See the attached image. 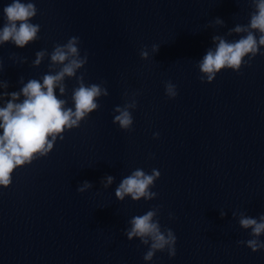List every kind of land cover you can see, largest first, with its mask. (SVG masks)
I'll use <instances>...</instances> for the list:
<instances>
[{
    "label": "water",
    "instance_id": "water-1",
    "mask_svg": "<svg viewBox=\"0 0 264 264\" xmlns=\"http://www.w3.org/2000/svg\"><path fill=\"white\" fill-rule=\"evenodd\" d=\"M11 2L0 0V28ZM32 2L38 39L22 49L0 46L6 91L48 72L47 57L32 67L37 51L50 53L76 36L88 57L80 70L85 83L102 84L108 95L46 157L16 169L9 187L0 188V264H146L148 246L128 241L124 230L152 208H159L161 229L174 232L176 251L172 258L157 252L147 264H264V250L252 253L238 243L251 238L239 214L264 215V56L239 72L222 70L210 84L197 67L214 48V35L248 24V0ZM144 48L147 60L140 58ZM167 82L176 86L171 100ZM65 84L66 95L56 94L72 107L76 81ZM133 97V124L124 131L112 123L114 108ZM138 168L159 170L151 188L156 198L117 201L116 187ZM109 175L113 183L104 189ZM84 181L92 187L78 193Z\"/></svg>",
    "mask_w": 264,
    "mask_h": 264
},
{
    "label": "clouds",
    "instance_id": "clouds-1",
    "mask_svg": "<svg viewBox=\"0 0 264 264\" xmlns=\"http://www.w3.org/2000/svg\"><path fill=\"white\" fill-rule=\"evenodd\" d=\"M248 2L253 10L249 14L247 25L236 24L225 35L212 37L214 48L207 49L197 64L201 82L210 84L222 70L239 72L241 67L248 66L258 54L264 56V52L260 51L264 49V0ZM2 11L5 23L0 28V46L11 43L22 49L38 39L40 25L31 22L38 10L32 0H12ZM214 24L224 27V21L220 18H216ZM233 35L239 39H227ZM158 50L153 45L152 52ZM148 56V50L141 49L140 58L147 60ZM46 57L49 60L48 72L41 79H29L26 83L21 78L19 83L22 87L19 91L7 92L8 83L0 81V90H5L0 91V188L9 187L16 169L31 164L35 159L46 157L57 138L62 140L64 132L78 128L82 121L99 108L97 101L108 95L102 84L85 83V74L80 70L86 65L88 57L86 53L81 56L78 37L73 36L66 43L55 44L50 53L46 49L37 51L32 67H39ZM245 57L248 58L247 61ZM73 78L76 87L71 93L72 107H66L68 101L59 97L66 95L65 81ZM164 88L165 95L170 100L176 97L175 85L167 82ZM135 108L134 97L123 107H115L116 115L112 123L121 130H129L133 124L131 111ZM158 135L155 133L153 139H157ZM159 176L157 169H153L150 174L139 168L134 170L116 187L115 199L123 201L125 197H130L132 202L155 199L157 193L151 191V188ZM113 180L114 177L106 176L102 181L103 188L107 189ZM91 187V183L84 181L77 192L84 193ZM158 212L159 208H152L143 215L132 217L124 230L128 241L135 238L141 245L148 246L143 256L146 264L157 252L166 250L169 258L175 256L176 236L171 229H161ZM225 214L221 212V218ZM233 216H237V213L233 212ZM169 219H172L171 215ZM238 224L241 229L250 230L251 237L238 243L244 244L252 253L264 250V241L260 239L264 235V215L257 218L240 213Z\"/></svg>",
    "mask_w": 264,
    "mask_h": 264
}]
</instances>
